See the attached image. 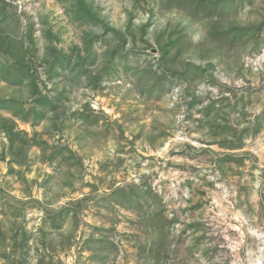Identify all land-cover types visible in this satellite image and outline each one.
Returning a JSON list of instances; mask_svg holds the SVG:
<instances>
[{
    "label": "rangeland",
    "instance_id": "374dc122",
    "mask_svg": "<svg viewBox=\"0 0 264 264\" xmlns=\"http://www.w3.org/2000/svg\"><path fill=\"white\" fill-rule=\"evenodd\" d=\"M0 264H264V0H0Z\"/></svg>",
    "mask_w": 264,
    "mask_h": 264
}]
</instances>
